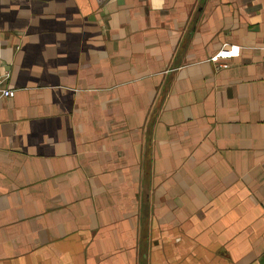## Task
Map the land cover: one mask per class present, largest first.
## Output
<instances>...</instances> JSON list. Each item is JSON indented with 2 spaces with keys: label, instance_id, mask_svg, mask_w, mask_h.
<instances>
[{
  "label": "crops",
  "instance_id": "crops-1",
  "mask_svg": "<svg viewBox=\"0 0 264 264\" xmlns=\"http://www.w3.org/2000/svg\"><path fill=\"white\" fill-rule=\"evenodd\" d=\"M0 65V264H264V0H0Z\"/></svg>",
  "mask_w": 264,
  "mask_h": 264
},
{
  "label": "built area",
  "instance_id": "built-area-1",
  "mask_svg": "<svg viewBox=\"0 0 264 264\" xmlns=\"http://www.w3.org/2000/svg\"><path fill=\"white\" fill-rule=\"evenodd\" d=\"M240 53V47L233 44H223L215 51L209 60L218 67L225 68L228 66L227 59L236 57ZM10 78V69L4 65H0V99L13 97L15 89L8 84Z\"/></svg>",
  "mask_w": 264,
  "mask_h": 264
}]
</instances>
